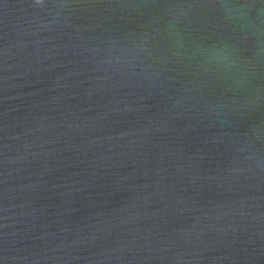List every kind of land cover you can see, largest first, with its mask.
I'll return each instance as SVG.
<instances>
[{
	"label": "water",
	"instance_id": "1",
	"mask_svg": "<svg viewBox=\"0 0 264 264\" xmlns=\"http://www.w3.org/2000/svg\"><path fill=\"white\" fill-rule=\"evenodd\" d=\"M0 264H264V0H0Z\"/></svg>",
	"mask_w": 264,
	"mask_h": 264
},
{
	"label": "clouds",
	"instance_id": "2",
	"mask_svg": "<svg viewBox=\"0 0 264 264\" xmlns=\"http://www.w3.org/2000/svg\"><path fill=\"white\" fill-rule=\"evenodd\" d=\"M233 7L244 8V7H246V5H234Z\"/></svg>",
	"mask_w": 264,
	"mask_h": 264
},
{
	"label": "snow or ice",
	"instance_id": "3",
	"mask_svg": "<svg viewBox=\"0 0 264 264\" xmlns=\"http://www.w3.org/2000/svg\"><path fill=\"white\" fill-rule=\"evenodd\" d=\"M40 2V0H37V3H39Z\"/></svg>",
	"mask_w": 264,
	"mask_h": 264
}]
</instances>
